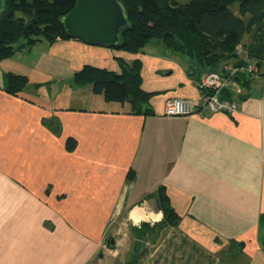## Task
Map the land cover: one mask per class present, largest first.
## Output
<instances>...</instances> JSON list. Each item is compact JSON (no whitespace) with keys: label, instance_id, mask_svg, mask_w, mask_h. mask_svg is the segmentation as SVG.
<instances>
[{"label":"crops","instance_id":"1","mask_svg":"<svg viewBox=\"0 0 264 264\" xmlns=\"http://www.w3.org/2000/svg\"><path fill=\"white\" fill-rule=\"evenodd\" d=\"M120 60L141 62L149 113L72 85L83 66L119 73ZM6 74L28 85L10 94ZM202 74L161 42L131 54L41 40L0 59V264H105L114 224L161 221L159 187L181 219L138 264H264V64L222 92L234 112L165 116L171 99L201 105Z\"/></svg>","mask_w":264,"mask_h":264},{"label":"trees","instance_id":"2","mask_svg":"<svg viewBox=\"0 0 264 264\" xmlns=\"http://www.w3.org/2000/svg\"><path fill=\"white\" fill-rule=\"evenodd\" d=\"M75 1L6 0V11L0 17V59L10 58L17 50L30 47L37 41L54 43L73 39L65 33L60 19L73 8ZM117 1L125 9L128 24L120 31L119 44L110 48L136 54L151 40L159 39L166 50L186 56L192 71L222 72L228 62L238 68L242 65L234 49L242 44L243 36L249 34L250 44L243 45L247 58L258 70L264 64V0ZM234 3H238L241 15H250L247 23L230 12L229 6ZM29 12L36 18L32 30L27 26ZM118 62L119 73L85 65L73 74L72 85H90L92 93L103 96L106 101L128 103L134 112L149 113L150 94L140 87L141 62ZM250 79V75H246L240 83L247 85ZM234 80L240 81L237 77ZM5 84L7 92L18 94L28 85V80L24 76L6 74ZM222 98L228 99L224 95ZM74 145V139L69 138L66 148L72 150ZM156 197L162 219L153 225L141 223L134 228L135 241L129 264H138L149 250L144 246L139 251L137 241L145 243L150 240L149 245H154L165 228L177 226L181 219L170 206L163 187H159Z\"/></svg>","mask_w":264,"mask_h":264},{"label":"water","instance_id":"3","mask_svg":"<svg viewBox=\"0 0 264 264\" xmlns=\"http://www.w3.org/2000/svg\"><path fill=\"white\" fill-rule=\"evenodd\" d=\"M6 11V0H0V17ZM28 28L33 29L36 18L32 12ZM65 33L86 44L104 47L117 46L120 31L128 24L123 5L117 0H76L73 8L60 19ZM235 76L244 81V72L236 71ZM112 237L106 240L109 248H114Z\"/></svg>","mask_w":264,"mask_h":264},{"label":"built area","instance_id":"4","mask_svg":"<svg viewBox=\"0 0 264 264\" xmlns=\"http://www.w3.org/2000/svg\"><path fill=\"white\" fill-rule=\"evenodd\" d=\"M237 59L242 61L238 68L232 62L222 67V72H205L199 80L202 103L200 106L191 100L175 98L168 100L164 107V115L167 117L188 116L195 113L214 114L218 112L232 113L238 108V104L232 100L222 98V92L226 90L234 80L235 72H244L250 77L258 72L257 66L250 62L241 45L234 49Z\"/></svg>","mask_w":264,"mask_h":264},{"label":"rangeland","instance_id":"5","mask_svg":"<svg viewBox=\"0 0 264 264\" xmlns=\"http://www.w3.org/2000/svg\"><path fill=\"white\" fill-rule=\"evenodd\" d=\"M158 43L160 42L159 39L151 40V43ZM120 223V222H119ZM145 223V222H144ZM149 224V223H148ZM116 227H119V233L113 237L117 238V241H115L116 248L118 251H112L110 253H107V259L105 261V264H129L130 258L133 254V243H134V234L135 229L138 228V226H131L129 223H126L122 221L120 224H114ZM124 234V236H123ZM139 242L137 248L139 251L141 249H144V246L147 248L149 247V242Z\"/></svg>","mask_w":264,"mask_h":264}]
</instances>
